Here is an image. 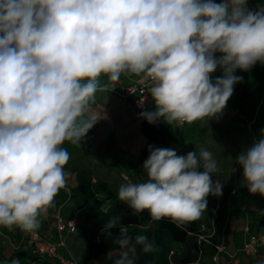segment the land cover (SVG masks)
<instances>
[{
	"label": "clouds",
	"instance_id": "obj_1",
	"mask_svg": "<svg viewBox=\"0 0 264 264\" xmlns=\"http://www.w3.org/2000/svg\"><path fill=\"white\" fill-rule=\"evenodd\" d=\"M257 62L264 64V7L251 11L247 0H0V226L34 230L65 187L70 154L61 145L79 143L102 118L91 108L108 87L102 75L113 85L126 72L147 78L156 111L140 116L191 125L222 114L241 80L234 72ZM218 67L223 76L213 82ZM235 162L242 186L264 197V130ZM143 169L147 179L121 184L117 196L153 221L195 220L206 197L222 194L206 149L150 147ZM115 225L110 219L106 230ZM114 243V264H136L137 246L157 250L126 227Z\"/></svg>",
	"mask_w": 264,
	"mask_h": 264
},
{
	"label": "crops",
	"instance_id": "obj_2",
	"mask_svg": "<svg viewBox=\"0 0 264 264\" xmlns=\"http://www.w3.org/2000/svg\"><path fill=\"white\" fill-rule=\"evenodd\" d=\"M215 55L218 58L221 54ZM251 69L254 73L247 82V96L242 97L233 91L228 101L233 103L237 110L243 106L252 112H264V64L257 62ZM245 73L246 71L240 69L234 72V75L241 77L238 83H243ZM220 75L223 76V69L218 67L211 74L212 81L222 77ZM141 77L132 73H122L113 85L106 76L102 75L100 84L108 87L105 91H97L91 103L92 109L101 111L102 118L79 143L65 141L61 145L70 154V159L64 167L65 190L60 189L52 206L38 217V226L35 229L42 235L54 237L56 214L63 219L73 218L76 223L79 221L77 232L66 238L67 249L64 252L66 257L80 250L81 244L90 235L95 238L96 243L103 242L100 236L106 225H102L101 220L106 221V218L100 213V209L106 206V201L112 204L113 201L119 200L117 193L121 184L130 181L141 183L147 179L143 169L145 161L143 154L147 148L148 150L150 147L156 148V145L149 141V134L159 141L164 139L166 132L170 133L176 143L183 146L187 143L177 138V135L181 136L182 129L189 133L206 124L204 122L201 125L195 121L191 125L177 127L175 123L168 125L162 118L154 123L146 120L147 135L132 105L109 92V89L113 87L119 89ZM250 91L253 94L252 100L249 98ZM155 111L156 105L152 100L149 104V112ZM149 154L150 151L148 156ZM228 183L223 187L217 207L215 206L213 210L200 217V225L205 229L204 223H207V230L206 234L202 233L204 230H201L199 236H204L207 243L201 245L198 242L196 248H191L185 244L161 239L156 232L157 221H153L150 226L152 228H148L146 236L152 237L157 250L149 253L146 264H264V247L257 255H249L242 251L249 233L264 235V229L257 232L254 226L255 214L264 197L259 194L246 197L242 184H239L236 195L229 200L230 185ZM243 205L245 209L242 208ZM203 217L206 219L204 222ZM245 227H248V232L245 231ZM2 236L4 239L1 238ZM0 240L1 245L7 246L8 250H0V264H8L12 258L25 257L30 264H37L32 261L29 246L19 227L14 226L9 229L0 226ZM212 244L223 246L225 252L217 254ZM172 250L173 253L170 255L169 252ZM230 256H235L237 263L232 262L229 259Z\"/></svg>",
	"mask_w": 264,
	"mask_h": 264
},
{
	"label": "rangeland",
	"instance_id": "obj_3",
	"mask_svg": "<svg viewBox=\"0 0 264 264\" xmlns=\"http://www.w3.org/2000/svg\"><path fill=\"white\" fill-rule=\"evenodd\" d=\"M250 93L251 95L249 98L252 100L253 94L251 91ZM197 123L202 125L204 121L198 120ZM262 130H264V112H252L243 106L237 110L233 103L228 101L222 114L218 117L210 118L205 125L198 127L196 131L187 133L182 129L181 136L177 135V138L183 143H191L197 153H199L201 149H206L213 154V158L217 162V169L211 174L212 181L213 183L220 181L222 187H225L226 183L229 182L228 184L231 186L234 182L231 175V168L235 164L236 157L260 138ZM185 133H187V135L182 136ZM214 198L216 205L217 197L214 196ZM100 213L106 218V221L101 220L102 225H107L108 221L112 218L116 219L117 224V213L111 207H109L106 212L100 209ZM205 220V217H203L202 221L204 222ZM64 222H66L65 219ZM77 224L80 225V222L78 221ZM204 225L205 229L202 233L206 234L207 223H204ZM209 228L211 229V225H209ZM201 230L202 229L199 227L196 233L197 237L195 239H197V243L199 242L198 236ZM146 233L147 231L142 235L146 236ZM1 238L4 239V236ZM149 240L155 243L152 237H150ZM204 240L205 241H200L199 244L202 245L207 243L205 237ZM1 242L0 240V250H7V246L1 245ZM81 245L80 250H76L71 256L66 257L75 264H114V261L119 258L120 249L114 241L108 243L100 241L96 243L95 238L90 235ZM137 253L138 259L136 263L146 264L145 261L149 253H143L140 246H137ZM171 253H173V250L169 252V254ZM25 259L27 260L26 257L23 259L12 258L8 264H11L13 260H18L19 264H30Z\"/></svg>",
	"mask_w": 264,
	"mask_h": 264
},
{
	"label": "built area",
	"instance_id": "obj_4",
	"mask_svg": "<svg viewBox=\"0 0 264 264\" xmlns=\"http://www.w3.org/2000/svg\"><path fill=\"white\" fill-rule=\"evenodd\" d=\"M213 1L216 3L222 2V0ZM260 7H264V4L257 0H247V8L249 10L255 11ZM150 86L151 82L147 78L141 77L132 84L122 86L119 89H109V92L118 95L123 100L129 102L137 111L139 120L142 121L143 117L140 116V113L146 112L149 109L150 102L153 100L149 91ZM175 124L177 127L185 125L178 123ZM242 173L243 169L235 162L231 168V175L234 182L230 186L229 200L234 198L236 195L239 184L243 185ZM219 183L222 184L220 181ZM243 188L245 196H250L251 194L248 192L247 188L244 186ZM62 189L65 190V188ZM220 196H216V207ZM105 204L106 206L101 208L103 212H106V210L110 207L109 201H106ZM242 208L245 209V206L243 205ZM54 219V237L42 235L36 229L32 231H23V237L29 246L30 254L37 261H51L57 264H75L66 258L64 252L67 249L66 238L69 235L75 234L78 230L76 220L68 218L65 219L66 222H64V219L59 214H56ZM200 228L204 230L202 225H200ZM245 231L248 232V227H245ZM198 241H205L204 236H198ZM212 247L215 249L217 254L225 252L224 247L221 245L212 244ZM262 247H264V235L249 233L248 239L244 244L242 251L249 255H257ZM229 259L232 262L237 263L235 256H230Z\"/></svg>",
	"mask_w": 264,
	"mask_h": 264
},
{
	"label": "trees",
	"instance_id": "obj_5",
	"mask_svg": "<svg viewBox=\"0 0 264 264\" xmlns=\"http://www.w3.org/2000/svg\"><path fill=\"white\" fill-rule=\"evenodd\" d=\"M260 3L264 4V0H257ZM254 70H248L244 74V81L243 83H236L234 85V92L239 94L242 97L247 96V82L250 77L253 76ZM149 112V109L146 111ZM143 128H145V133L148 135V131H146V119L143 118L141 121ZM153 129V128H151ZM149 141L153 142L156 145V148H172L174 149L178 155H186L190 151H195L192 144L187 143L183 146H179L175 139L173 138L172 134L165 133L164 139L157 141L151 134L148 135ZM148 148L144 152L145 160L148 158ZM196 152V151H195ZM150 155V154H149ZM143 156V158H144ZM145 162V161H144ZM207 199V208L202 213L210 212L215 207V198L213 195H209L206 197ZM111 208L117 213V224L115 227L111 229H103L101 231V239L103 242H113L115 241L119 234L120 228L126 227L128 229V234L130 237L135 238L138 235H142L148 228L152 225L153 220L151 219L150 215L147 211H144L140 214H133V211L123 202L120 200L113 201L112 204L110 203ZM201 214V215H202ZM201 217V216H200ZM200 217L187 221L181 224H177L171 221L170 218H164L160 221H157V229L156 232L159 234L161 239H166L170 242L177 243V244H185L188 247L196 248L198 228L200 227L201 221ZM254 226L257 232L264 229V198L261 199L258 211L254 217ZM172 255V254H171ZM37 264H57V263H49L47 261H37L32 258ZM138 264V263H136Z\"/></svg>",
	"mask_w": 264,
	"mask_h": 264
}]
</instances>
